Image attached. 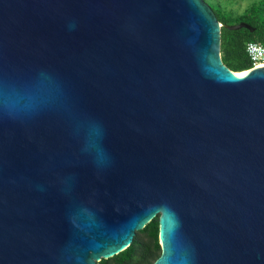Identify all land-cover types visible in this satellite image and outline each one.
<instances>
[{
  "label": "water",
  "instance_id": "95a60500",
  "mask_svg": "<svg viewBox=\"0 0 264 264\" xmlns=\"http://www.w3.org/2000/svg\"><path fill=\"white\" fill-rule=\"evenodd\" d=\"M204 0H0V264H264V66ZM229 30L254 29L245 22Z\"/></svg>",
  "mask_w": 264,
  "mask_h": 264
},
{
  "label": "trees",
  "instance_id": "16d2710c",
  "mask_svg": "<svg viewBox=\"0 0 264 264\" xmlns=\"http://www.w3.org/2000/svg\"><path fill=\"white\" fill-rule=\"evenodd\" d=\"M215 12L221 28V59L226 67L235 73L252 69L251 61L246 52L248 42H256L264 45V1L253 5L246 13L239 17L236 24L244 22V18L254 31L247 29L229 30L226 25L231 22L222 15ZM219 10V11H220ZM144 236L145 239H141ZM160 255L159 246V223L158 217L148 223L143 230L136 233L132 244L120 254L107 260L115 264H152Z\"/></svg>",
  "mask_w": 264,
  "mask_h": 264
},
{
  "label": "rangeland",
  "instance_id": "374dc122",
  "mask_svg": "<svg viewBox=\"0 0 264 264\" xmlns=\"http://www.w3.org/2000/svg\"><path fill=\"white\" fill-rule=\"evenodd\" d=\"M204 1L211 6L214 13L215 12L221 13L220 10V5H221L223 9L222 15L231 22V25H233L236 24L237 19L243 16L248 9H250L253 5L258 4L259 2H262L264 0H204ZM244 19L245 21H249L247 17ZM141 239H145V237L141 236Z\"/></svg>",
  "mask_w": 264,
  "mask_h": 264
},
{
  "label": "built area",
  "instance_id": "2783aa9c",
  "mask_svg": "<svg viewBox=\"0 0 264 264\" xmlns=\"http://www.w3.org/2000/svg\"><path fill=\"white\" fill-rule=\"evenodd\" d=\"M246 52L251 61L252 68L264 66V45L256 42H248Z\"/></svg>",
  "mask_w": 264,
  "mask_h": 264
},
{
  "label": "flooded vegetation",
  "instance_id": "af4514ba",
  "mask_svg": "<svg viewBox=\"0 0 264 264\" xmlns=\"http://www.w3.org/2000/svg\"><path fill=\"white\" fill-rule=\"evenodd\" d=\"M108 260H109V259H108ZM100 264H115V262H108V263H107V260L102 259V260L100 261Z\"/></svg>",
  "mask_w": 264,
  "mask_h": 264
},
{
  "label": "clouds",
  "instance_id": "9594fccd",
  "mask_svg": "<svg viewBox=\"0 0 264 264\" xmlns=\"http://www.w3.org/2000/svg\"><path fill=\"white\" fill-rule=\"evenodd\" d=\"M221 25V24H220Z\"/></svg>",
  "mask_w": 264,
  "mask_h": 264
}]
</instances>
